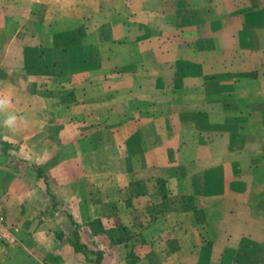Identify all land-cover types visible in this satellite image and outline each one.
<instances>
[{"label":"crops","instance_id":"1","mask_svg":"<svg viewBox=\"0 0 264 264\" xmlns=\"http://www.w3.org/2000/svg\"><path fill=\"white\" fill-rule=\"evenodd\" d=\"M0 101V264H264V0H0Z\"/></svg>","mask_w":264,"mask_h":264},{"label":"built area","instance_id":"2","mask_svg":"<svg viewBox=\"0 0 264 264\" xmlns=\"http://www.w3.org/2000/svg\"><path fill=\"white\" fill-rule=\"evenodd\" d=\"M0 240L5 241L6 243H12L13 239L9 236L7 231L4 228L3 223L0 220Z\"/></svg>","mask_w":264,"mask_h":264},{"label":"clouds","instance_id":"3","mask_svg":"<svg viewBox=\"0 0 264 264\" xmlns=\"http://www.w3.org/2000/svg\"><path fill=\"white\" fill-rule=\"evenodd\" d=\"M5 103H6V101H0V106H3ZM14 119H15V118L13 117V118L7 120V121L5 122L6 125L11 126V125L13 124V122H14Z\"/></svg>","mask_w":264,"mask_h":264},{"label":"rangeland","instance_id":"4","mask_svg":"<svg viewBox=\"0 0 264 264\" xmlns=\"http://www.w3.org/2000/svg\"><path fill=\"white\" fill-rule=\"evenodd\" d=\"M117 234L120 235V236L121 235H125L124 231H117L116 235L112 234L111 237L117 236ZM111 239H115V238H111ZM127 239H128V236H127Z\"/></svg>","mask_w":264,"mask_h":264},{"label":"trees","instance_id":"5","mask_svg":"<svg viewBox=\"0 0 264 264\" xmlns=\"http://www.w3.org/2000/svg\"><path fill=\"white\" fill-rule=\"evenodd\" d=\"M125 233H126V231H124ZM76 247H78L77 245H76Z\"/></svg>","mask_w":264,"mask_h":264}]
</instances>
